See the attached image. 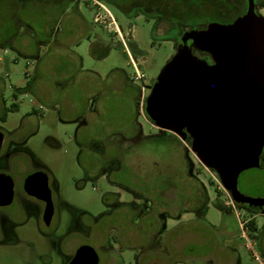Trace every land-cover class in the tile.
I'll return each mask as SVG.
<instances>
[{"label": "rangeland", "instance_id": "1", "mask_svg": "<svg viewBox=\"0 0 264 264\" xmlns=\"http://www.w3.org/2000/svg\"><path fill=\"white\" fill-rule=\"evenodd\" d=\"M197 1L201 0H188L184 4V32L196 22L204 28L210 22L224 20L201 7L190 12L189 2L196 5ZM46 8L47 3L37 0H0V99L3 101L0 121H8L10 125L35 121L39 125L35 157L55 174L65 201L61 228L72 230V251L87 240L77 229L78 220L82 217L85 223H91L86 213L97 215L105 211V204L110 201L107 192L117 188L105 178H85L81 166V160L92 153L91 149L100 150L107 144L108 150L119 155L114 164L121 168V181L131 180L143 188H165V202L155 200L153 209L155 213L169 211L174 216L162 214L167 225L159 231V221L152 219L153 229L158 232L153 234L151 243L153 247L159 246L166 235L168 243H175L178 238L182 252L178 260L172 256L164 260L166 264H175L176 260L178 264H263L256 256L259 254L264 260V213L228 205L229 192L216 171L200 161L188 141L182 144L169 140L170 135L150 123L143 106L138 104L140 94L149 95L152 87L149 85L176 53L178 45L171 38L178 31L165 33V25L156 29L155 20H162L163 15L147 19L137 9V15L131 11L130 19L121 17L125 27L132 24L137 46L124 45L114 37L112 24L95 20L97 12L104 15L103 9L82 5L80 12L87 20L86 32L111 44V53L104 58L102 50L90 42L64 43L65 30L75 22L76 14L53 7L45 13ZM47 23L56 28L61 43L55 39L41 40L46 37L43 29ZM132 59L145 73L146 87L135 80ZM86 114L88 124L79 133ZM48 133L61 141V149L41 142ZM79 142L86 148L82 156ZM125 160L132 168L128 169ZM180 171L183 186L175 190L181 184ZM238 185L244 194L264 198V170L243 171ZM120 189L125 191L121 185ZM206 195L209 201L202 200ZM124 196L129 197L127 193ZM141 204L148 202L142 200ZM199 204L197 212L204 214L198 213L196 217L191 209ZM124 210H119L121 229L126 223ZM177 220L182 221L180 232L175 231ZM250 221L256 228L248 225ZM88 242L99 244L94 239ZM130 258L127 253L126 261Z\"/></svg>", "mask_w": 264, "mask_h": 264}, {"label": "flooded vegetation", "instance_id": "2", "mask_svg": "<svg viewBox=\"0 0 264 264\" xmlns=\"http://www.w3.org/2000/svg\"><path fill=\"white\" fill-rule=\"evenodd\" d=\"M37 1L43 2V4L47 3L48 8H64V12L67 14L80 12L82 5L97 10L103 9L104 15L97 12L95 20H103V22L112 24L115 30L114 37H117L124 45L131 43L135 47L137 43L131 31L132 24L125 27L121 17L130 19L131 11L137 15V9H140L147 19H156L157 14H162V20H155V28L158 29L165 25V33L173 29L177 30L176 35L171 39H174L179 45L184 34V4L188 3V0L186 2L185 0ZM254 4L256 12L264 16V0H254ZM189 5L192 6V9L188 8L190 12L195 11L196 7L205 8L211 14L224 19L220 23H231L247 12L249 0H201L197 1L196 5L189 2ZM48 8L43 9V12L47 13ZM113 10L119 11L122 15L116 14ZM76 16L75 22L65 30L64 43L75 45H81L83 41L91 44L97 43L98 37L92 36L85 30L87 25L85 17L78 13ZM197 24V22L193 23L190 29L201 28ZM55 29V27H51V23L45 24L43 31L46 32V37L41 40L55 39L61 43ZM188 42L191 43V40L189 39ZM194 52L207 59L209 63H213L212 57L208 53L196 49ZM153 83L149 86L151 87ZM145 99V94L142 92L138 100L139 106L145 107ZM2 102L0 99V110ZM86 115L82 117L79 133L88 124L89 119ZM1 118L3 119V116ZM146 119L153 124L149 118ZM79 133L78 136H80ZM38 134L39 125L35 121H20L13 125L8 124V121H0V264H73L78 249L83 245L95 248L99 256L98 264H166L164 260L170 256L179 259L182 252L178 238L175 243H168L166 235L162 236L163 240L161 239L159 246L153 247L151 243L153 234L167 225V221L161 215L164 213L172 215L169 211L155 213L153 209L155 200L160 203L165 202L167 197L165 188H160V186L143 188L134 185L131 180L128 183L121 181V168L114 164L119 155L108 150L107 144L100 150L91 149L89 152L92 153L81 160V166L85 178H105L112 185H117V188L107 192L106 197H109L110 201L107 200L105 211L97 215L86 213L91 223H85L82 217L78 220L77 229L82 235L81 237L87 240L79 243L72 251V230L66 226L61 228V212L65 207V201L62 200L55 174L46 163L35 157V143L37 142L35 137H38ZM175 135V141H180L182 144L185 141L191 143L190 137L183 140L177 134ZM41 142L53 149L63 147L61 141L49 133L43 135ZM79 144L82 156L86 148L81 142ZM125 165L128 169L132 168L126 160ZM259 169L264 170V151ZM178 178L181 184L176 185L175 190L182 189L183 186L181 171ZM120 185L125 191L120 189ZM137 190H144V193ZM126 193L129 196L127 199L124 196ZM228 198L233 207L238 205L256 213H264V206L237 204L231 199L229 193ZM180 199L182 202V195H180ZM142 200H146L148 204H141ZM202 200L209 201L208 195ZM201 204L195 209H191L193 213H196V217ZM121 209H126L122 211L123 218L126 217V223L122 229L119 219V210ZM203 214V211L199 213V215ZM153 218H157L159 221L158 231L156 228L153 229L151 224ZM181 222V220H177L176 232H180ZM101 224L103 226L99 227ZM90 239L97 240L99 244L93 245L88 242ZM127 253H130V261H126ZM177 260L175 264H178ZM210 264L213 263L210 262Z\"/></svg>", "mask_w": 264, "mask_h": 264}, {"label": "water", "instance_id": "3", "mask_svg": "<svg viewBox=\"0 0 264 264\" xmlns=\"http://www.w3.org/2000/svg\"><path fill=\"white\" fill-rule=\"evenodd\" d=\"M195 49L208 53L213 63ZM144 110L158 128L191 138L192 151L216 171L235 203L263 207V197L248 196L238 185L243 171L261 167L264 151V16L254 0L231 23L185 31ZM98 260L95 248L83 245L73 264Z\"/></svg>", "mask_w": 264, "mask_h": 264}, {"label": "crops", "instance_id": "4", "mask_svg": "<svg viewBox=\"0 0 264 264\" xmlns=\"http://www.w3.org/2000/svg\"><path fill=\"white\" fill-rule=\"evenodd\" d=\"M78 14H81V12H77ZM75 13V14H77ZM96 49L102 50L101 55L104 56V58H106L107 55H109L111 53V44L103 41V40H99L97 43L94 44ZM87 116V115H86ZM88 118V116H87ZM264 252V250H263ZM259 256V254H257ZM259 259L263 262L264 264V260H262V258L259 256Z\"/></svg>", "mask_w": 264, "mask_h": 264}, {"label": "built area", "instance_id": "5", "mask_svg": "<svg viewBox=\"0 0 264 264\" xmlns=\"http://www.w3.org/2000/svg\"><path fill=\"white\" fill-rule=\"evenodd\" d=\"M132 63H133L135 70H136V75L134 77L135 80L139 81L142 84V87H146V75H145V73L139 69L135 60L132 59ZM227 203H228V205H231V200ZM256 258H259V256L257 255Z\"/></svg>", "mask_w": 264, "mask_h": 264}, {"label": "trees", "instance_id": "6", "mask_svg": "<svg viewBox=\"0 0 264 264\" xmlns=\"http://www.w3.org/2000/svg\"><path fill=\"white\" fill-rule=\"evenodd\" d=\"M139 100V99H138ZM163 132H165V133H167V134H169L170 135V138H169V140H171V139H176V135L174 134V133H172V132H170V131H167V130H163V129H161ZM190 143V142H189ZM184 148L186 149V147L184 146ZM248 225L251 227V228H256L255 227V225H254V222L253 221H250L249 223H248Z\"/></svg>", "mask_w": 264, "mask_h": 264}]
</instances>
